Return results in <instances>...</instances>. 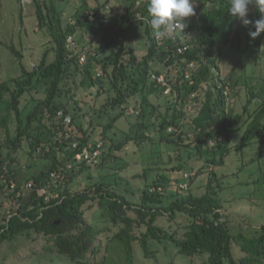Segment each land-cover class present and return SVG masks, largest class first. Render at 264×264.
<instances>
[{
    "label": "trees",
    "instance_id": "obj_1",
    "mask_svg": "<svg viewBox=\"0 0 264 264\" xmlns=\"http://www.w3.org/2000/svg\"><path fill=\"white\" fill-rule=\"evenodd\" d=\"M33 3L38 27L45 28L51 37L54 60L49 63L47 55H44L34 68H22L19 76L0 83V130L4 132V144L0 147L7 151L6 157L0 159V201L6 190L10 192V198L20 202L18 208L0 222V247L3 242L13 241L20 234L35 233L46 237L48 242H53L52 246L47 247L49 251L55 250L74 264H95L102 249L104 254L99 264H105L107 252L114 246L124 253L128 264H133L135 244L140 247L146 258H153L156 251L150 248V242L161 244L165 241L174 248L177 255L185 258H204L201 264H264V226L256 229L242 228L233 232L228 219L220 212L218 193L211 188L212 182L219 180L212 170L208 173L207 192L204 195L189 193L185 199L176 198L169 204L164 202L161 193V188L169 185V177L166 178V175L145 184L138 205L127 202L121 195L104 192L102 185H93V188L75 194H70L67 188L63 192L52 194L55 190L51 187V174H56L58 190L62 186L66 187L68 180L88 168L85 163L76 167L74 156L84 147L94 148L103 140L102 138L100 141H90L86 134L79 139L73 135L66 137L64 117L68 116L69 110L58 101L64 92L62 87H66L69 79H74L82 68L84 75L91 78V65L95 61L98 62V57L87 53V62L80 67L79 58L82 51L68 48L66 42L69 37H75L78 28L89 24L88 13L91 14V9L88 6L84 4L78 9L74 17L75 24L63 25L61 14L53 5H48L44 0H33ZM148 3L149 0L140 7L133 5L135 7L132 10L134 14L139 13L143 20L147 18L145 34L148 49L141 61H137L132 49L126 47L123 41L107 43V47L113 49L111 54L115 57L111 81L118 90L116 97L111 99V105L120 108L126 104L128 98L145 88L144 101L140 108L143 114L147 98L157 93L162 96L169 87V94L174 97V101H169L165 113L160 115L157 126L160 140L176 147L180 141H186L189 147L193 148L194 154L201 158L206 166L212 167H222L224 159L229 157L233 150L238 154L240 152L241 166L237 172H242L246 166L254 164L257 173L253 183L264 188V76L257 86H250L244 79L245 101L241 112L233 113L229 108L227 96L230 89L236 85L232 84L234 76L230 74L223 78L218 70V62L230 43L233 27L239 20L228 12L229 0L202 2V9L209 4L212 7L194 23L195 29L194 24L187 25L185 34L190 33L188 39L192 47L183 54L177 53L182 35L170 34L162 39L160 44L157 42V37L153 35L148 24ZM98 9L95 8L92 14L97 16ZM84 12L88 13L84 15ZM192 30H195L194 33ZM258 43L259 40L256 45ZM12 52L15 53L13 49ZM251 52L250 55L256 58L257 50ZM124 54L129 56L128 62L131 66L136 64V78L126 77L120 72V67H125ZM16 55L21 58L20 53ZM155 58L168 68H178L174 82L165 78L167 87L151 79L147 85L149 63ZM192 62L196 64V68L191 69V77L186 79L185 72ZM250 67L251 71L253 64ZM107 68L108 65L104 64L103 72L106 75ZM155 75L162 74L156 71ZM96 78L102 79L100 76ZM91 81L99 90L103 89L100 83L92 78ZM119 81H127L125 90L119 87ZM204 85L206 90L202 92ZM39 87L44 88L43 98L37 101L29 112H25V107L20 106L21 99L27 94L32 95ZM189 107L193 115L187 114ZM59 112L63 113L62 117H58ZM124 114L125 110L120 109V112L103 126V137ZM184 118L189 119L192 124V137L183 132ZM46 122L51 126L48 127V134L46 133L44 138L43 135L30 132L34 124ZM167 131L169 133L165 134ZM238 132L241 133L239 141L230 145L232 136ZM144 138L142 136V139ZM24 142L29 145L26 150L28 158L32 159L38 154V158L51 161L48 170L41 171L32 179V186L27 190L29 194L21 188L19 172L11 170L17 161L13 154L22 148ZM74 142L78 143L76 148H72ZM247 150L253 151L250 157L244 154ZM58 152H62L61 160L57 156ZM67 164L72 165L71 169L66 168ZM179 171L180 166L172 170L178 173ZM189 173L188 178L191 177V172ZM200 174L201 169L197 172V175ZM144 176L147 178V172ZM191 179L193 180V177ZM165 180L167 184H164ZM12 183L15 184L13 190L10 187ZM217 187L221 189L218 181ZM153 188L155 190L151 191ZM90 201H96L103 211V216L115 226H120L119 230L105 241L103 247L95 243L103 230L86 224L83 218V206ZM177 213L189 218V223L181 229L168 232L155 224L159 217L169 216L174 219ZM179 230H183L182 233H179Z\"/></svg>",
    "mask_w": 264,
    "mask_h": 264
},
{
    "label": "rangeland",
    "instance_id": "obj_2",
    "mask_svg": "<svg viewBox=\"0 0 264 264\" xmlns=\"http://www.w3.org/2000/svg\"><path fill=\"white\" fill-rule=\"evenodd\" d=\"M44 1L60 12L63 25L75 24L74 17L84 4L91 9V14L84 12V15L87 13L90 15L89 24L84 28H78L74 37L77 43L76 51L81 50L85 57V60L79 63L80 67L86 64L87 53L98 57V62L92 63L90 73L91 78L97 83L101 81L103 86V89L99 90V87L92 83L91 78L84 75L82 68L74 79H69L66 87H62L64 92L58 101L67 107L68 116L71 119L68 125L65 123L66 132L78 139L86 134L90 141H100L103 138L98 143L102 147L100 149L102 156L96 165H88L87 169L72 177L68 180L67 186H62L59 190L56 187L57 178L51 177L53 179L51 187L55 190L52 194H57L58 191L63 192L65 188L70 194H75L87 191L93 188V185H102L104 192L121 195L127 202L138 205L141 202L145 184H150L155 178L166 175V178L169 177V185L162 187L161 193L164 202L169 204L176 198L185 199L189 193L197 196L204 195L207 192L208 173L212 170L219 180L213 181L211 188L217 191L221 203L220 212L228 219L233 232L242 228L256 229L264 226V188L253 183L257 173L254 164L246 166L242 172H237L238 167L241 166L240 152L238 154L233 150L230 156L224 159L222 167H212L206 166L204 161L194 154L193 148L189 147L186 141H180L179 146L176 147L160 140V133L157 131L160 115L165 113L169 101H174L169 91L165 90L162 96L158 93L150 95L146 106L143 104V114L140 108L144 101L145 88L139 90L137 95L128 98L122 107L117 108L111 105V99L116 97L118 90L111 81L110 75L115 57L111 54L113 49H109L107 43L123 41L126 47L132 49L137 61H141L148 49L145 34L147 18L143 20L139 13L134 14L132 10L133 7H140L148 0ZM203 1L195 0V15L186 18L187 25L192 26L206 10L212 7L209 4L202 9L200 6ZM95 8H99L97 16L92 14ZM35 13L33 0H0V83L19 76L22 68H34L44 55H47L49 63L54 60V52L50 44L51 37L45 28L38 27ZM260 16L255 6L250 5L248 18L255 21ZM233 29L231 41L218 62V70L223 78L230 74L234 76L232 84L236 85L228 92L227 101L233 113H239L245 101L244 79L250 86H257L264 76V33L255 40L251 39L248 33L254 29L251 26H243L240 20L236 22ZM194 31L192 30L193 33ZM166 36L169 37L170 34L167 33ZM164 38L157 37V42L160 44ZM258 40L259 43L256 45ZM254 49L257 50L256 58L250 55ZM16 53H20L21 58ZM128 58L127 54L123 55L124 74L126 77L136 78V64L131 66ZM104 64L108 65L107 75L103 72ZM195 68L196 64L193 69ZM177 70L178 68L174 67L168 68L155 58L149 63L147 85L150 84V79L153 80L152 75H155L156 71L160 72L164 79L174 82ZM99 76L101 80L96 78ZM119 87L125 90L127 81H119ZM205 90L204 85L202 92ZM33 92L32 95L27 94L21 99L20 106L25 107V112H29L36 102L43 98L44 88L39 87ZM189 108L187 114L193 115L191 107ZM120 109H124L125 114L103 137V126L107 125L120 112ZM183 125L184 134L192 137L193 127L190 120L184 118ZM50 126L49 122L34 124L30 132L34 135H43L44 138ZM168 133L169 131L165 134ZM142 136L145 138L142 139ZM240 136V132L232 136L230 145H235ZM3 144L4 132L0 130V146ZM41 146H43L42 143ZM28 147L27 142H24L22 148L13 154L17 161L11 168L12 171L19 172L21 188L26 194H29L27 190L30 188L27 185L32 184V179L41 171L48 170L51 164L48 159L38 158V154L32 159L28 158L26 155ZM252 153L253 151L247 150L244 154L250 157ZM6 155V149L0 147V159L5 158ZM57 156L61 160L62 152H58ZM243 161L246 162L245 159ZM80 165L75 166L80 167ZM177 166H180L179 173L172 172ZM187 169L191 170L186 171ZM200 169L202 174L197 175ZM145 172H147V178L144 176ZM189 172L193 180L191 177L188 178ZM28 178L31 180H26ZM217 181L221 184L220 190L217 187ZM164 184H167V180ZM154 190L153 188L151 191ZM9 193L5 190L0 201V222L9 217L20 203L10 198ZM40 193L42 194L43 191ZM83 209L85 223L103 230L95 242L96 245L103 247L105 241L117 232L120 226H115L103 216V211L97 206L96 201L87 202ZM129 215L133 217L132 213ZM188 223L189 218L179 213L174 219L162 216L155 222L158 227L168 232L181 229ZM182 231L179 230V233ZM52 243V241L48 242L46 237L35 233L20 234L13 241L3 242L0 247V264H74L72 260L58 254L55 250L49 251L47 247L52 246ZM112 248L107 252L105 264H128L124 253L116 246ZM150 248L155 250L156 254L153 258H146L140 247L135 244L133 264H201L204 260L201 257L185 258L177 255L174 248L165 241L161 244L150 242ZM103 254L102 249L95 264H99Z\"/></svg>",
    "mask_w": 264,
    "mask_h": 264
},
{
    "label": "clouds",
    "instance_id": "obj_3",
    "mask_svg": "<svg viewBox=\"0 0 264 264\" xmlns=\"http://www.w3.org/2000/svg\"><path fill=\"white\" fill-rule=\"evenodd\" d=\"M195 0H149L147 6L148 24L154 36L166 37L167 33L179 30L183 34L187 27L186 18L194 13ZM228 12L238 18L243 26H251L248 35L255 40L264 33V0H229ZM254 5L261 14L260 18L253 21L248 18L249 6Z\"/></svg>",
    "mask_w": 264,
    "mask_h": 264
},
{
    "label": "built area",
    "instance_id": "obj_4",
    "mask_svg": "<svg viewBox=\"0 0 264 264\" xmlns=\"http://www.w3.org/2000/svg\"><path fill=\"white\" fill-rule=\"evenodd\" d=\"M185 31H186V28L184 29L183 31V34L179 32V30H176L174 32H169V34L171 35H174V34H179V35H182L183 37V41H181L178 49H177V53L178 54H183L185 53L186 51H188L190 49V44H189V36H190V33H186L185 34ZM67 46L68 48L70 49H73V48H76L77 47V43L75 41V38L74 37H69L67 39ZM85 60V57L83 56V54L80 56L79 58V63L80 62H83ZM195 66V63H189L188 65V70L185 72V78L186 79H189L191 77V69H193ZM152 79L154 81H156L158 84H161L162 86H165L167 87V82L165 81L163 75H159V76H156V75H152ZM170 91V88L167 87L166 89V92ZM63 116V113L62 112H59L58 113V117H62ZM70 117L69 116H65L64 117V123H66L67 125L70 123ZM66 137H69L70 134L69 133H65ZM77 142H74L72 144V148H76L77 146ZM101 146L100 145H96L94 148H88V147H84L80 152H78L75 156H74V161L76 164H82V163H85L87 165H96L97 164V161L98 159L102 156V152H101ZM72 165L71 164H67L66 165V168L67 169H71ZM51 177H56V174L55 173H52L51 174ZM28 187H31L32 184L29 183L27 185ZM11 189L13 190L14 187H15V184L12 183L11 184Z\"/></svg>",
    "mask_w": 264,
    "mask_h": 264
},
{
    "label": "water",
    "instance_id": "obj_5",
    "mask_svg": "<svg viewBox=\"0 0 264 264\" xmlns=\"http://www.w3.org/2000/svg\"><path fill=\"white\" fill-rule=\"evenodd\" d=\"M120 72H121L123 75H125V74H124V67H120ZM99 83L101 84V81H99Z\"/></svg>",
    "mask_w": 264,
    "mask_h": 264
}]
</instances>
